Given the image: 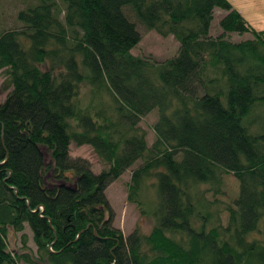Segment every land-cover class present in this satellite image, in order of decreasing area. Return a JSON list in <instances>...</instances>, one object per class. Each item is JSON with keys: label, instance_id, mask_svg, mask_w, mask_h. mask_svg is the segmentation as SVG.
I'll use <instances>...</instances> for the list:
<instances>
[{"label": "trees", "instance_id": "trees-1", "mask_svg": "<svg viewBox=\"0 0 264 264\" xmlns=\"http://www.w3.org/2000/svg\"><path fill=\"white\" fill-rule=\"evenodd\" d=\"M127 7L177 52L133 54ZM17 19L0 32V264H264V29L230 0H37ZM155 109L149 146L140 122ZM138 161L128 200L152 228L125 237L105 190ZM226 174L233 205L207 197ZM26 227L36 252L25 233L12 252L9 231Z\"/></svg>", "mask_w": 264, "mask_h": 264}, {"label": "rangeland", "instance_id": "rangeland-1", "mask_svg": "<svg viewBox=\"0 0 264 264\" xmlns=\"http://www.w3.org/2000/svg\"><path fill=\"white\" fill-rule=\"evenodd\" d=\"M37 0H0V32L10 29H18L22 26L17 19V14L20 10L27 6L34 5ZM233 8L238 10L247 20L258 30L264 29V0H230ZM126 15L134 22L137 29L140 31L142 39L139 45L132 50L135 55H151L158 60L165 59L174 55L178 49V42L173 36L163 37L153 30L147 29L135 16L130 7L125 9ZM228 13L227 10L216 8L214 11V19L211 24V34L217 35L221 33L219 25L220 20ZM229 38L233 41H241L251 38V35L246 33L239 35L231 33ZM6 73L4 69H0V103L3 102L8 92L5 86ZM158 120V111L155 109L140 122V126L147 133L146 139L151 146L156 137L153 130V125ZM70 154L74 158H83L90 162L91 169L94 173H100L107 164L95 153L90 145L77 146L72 143L70 146ZM141 161L136 162L132 167L128 168L118 179L111 182L105 190V196L113 210L112 225L121 230L125 237H128L136 229L142 234H148L152 228V222L146 217H142L137 205L128 200V185L131 181L132 170L135 169ZM222 194L213 197L212 193H208L207 197L210 200L219 199L225 203L233 205L239 196L240 184L233 174L223 176ZM221 222L224 226L229 220V213L224 211L220 215ZM25 233L28 241L27 245L36 252V246L32 239V232L29 227H26L24 232L9 231L8 245L12 252L22 250L21 236ZM19 264H25L21 261Z\"/></svg>", "mask_w": 264, "mask_h": 264}]
</instances>
